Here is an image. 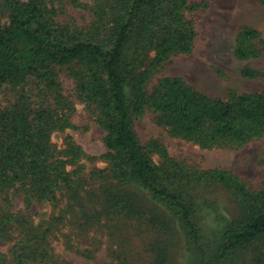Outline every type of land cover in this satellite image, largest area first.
<instances>
[{
	"label": "trees",
	"instance_id": "16d2710c",
	"mask_svg": "<svg viewBox=\"0 0 264 264\" xmlns=\"http://www.w3.org/2000/svg\"><path fill=\"white\" fill-rule=\"evenodd\" d=\"M92 2L94 19L88 27L79 28L57 21L54 0H0V20L6 19L0 24V90L31 79L38 96L51 97V102L41 101L35 109L26 107L20 97L15 105L0 111V197L6 200L23 191L38 201L58 203L66 198V211L77 210L88 222L102 214H128L130 198L125 190L134 188L183 225L187 240L201 251L206 264L194 221L197 208L190 202L192 195L183 190L190 188V182L181 184L149 159L132 120L151 111L171 135L202 148L219 142L242 144L264 132V92L221 99L171 78L160 80L149 91L147 84L158 67L171 56L192 50L195 31L185 13L193 6L188 0ZM260 3L264 7V0ZM255 34L243 30L239 44ZM246 51L254 54L240 47L235 52L245 57ZM64 67L74 81L77 98L93 109L104 131L107 153L101 158L109 163L108 175L96 171L88 179L81 166L75 165L88 158L81 148L67 141L69 138L63 148L52 142L54 132L70 126L58 79V71ZM193 177L206 184H225L231 187L232 196L237 192L250 205L245 217L231 220L222 231L216 259L230 260L237 251L259 243L258 264H264V188L249 194L218 170ZM92 178H101L99 185ZM140 209L133 206L135 211ZM5 210L0 204V234L13 229L19 237H45L52 231L34 233L29 216L13 217ZM141 214L160 224L159 236L163 230L170 233V237H157L151 245L159 255L153 264H169L165 254L176 246L172 222L157 210ZM20 243L18 251L23 254L39 247L34 239Z\"/></svg>",
	"mask_w": 264,
	"mask_h": 264
},
{
	"label": "rangeland",
	"instance_id": "374dc122",
	"mask_svg": "<svg viewBox=\"0 0 264 264\" xmlns=\"http://www.w3.org/2000/svg\"><path fill=\"white\" fill-rule=\"evenodd\" d=\"M188 2L190 7L193 6L185 13L195 31L192 50L187 54L173 55L158 67L147 89L150 91L160 80L171 78L179 79L207 96L221 99L264 92V7L260 0ZM92 4V0H54L53 6L58 11L57 21L86 28L94 19ZM5 21L3 18L0 24ZM245 29L254 30L256 34L239 44V37ZM237 47L251 49L254 54L246 51V56L240 57L235 52ZM58 79L61 95L67 101L65 111L70 126L54 132L52 142L63 148L69 138L67 141L81 148L88 158H81L75 165L81 166L88 179L96 171L108 175L109 163L101 158L107 153L103 143L104 131L96 122V114L77 98L74 81L65 67L58 71ZM37 93L31 79L23 85L4 87L0 90V111L15 105L20 97L30 109L38 108L41 101L51 102L48 94L38 96ZM132 128L154 164L171 177L175 176L181 184L190 182V188L183 190L192 195L190 202L197 208L194 221L200 233L204 263L258 264L261 259L259 243L237 251L230 260L216 259L223 243L222 231L231 220L245 217L250 205L237 192L232 196L231 187L199 182L193 175L218 170L233 178L249 194L262 190L264 132L242 144L219 142L202 148L171 135L156 122V114L151 111L133 118ZM100 180L92 178L97 185ZM125 192L130 198L128 214L112 217L102 214L99 219L88 222L80 218L77 210L66 211V198L58 203L38 201L23 191L10 194L6 200L1 196L0 204L7 209L5 212L13 217L18 214L29 216L28 225L34 227V233L48 228L52 231L45 237H19L13 229L0 234V264H153L159 255L151 245L157 237H170V233L163 230L159 236L160 224L152 222L148 214L143 216L141 213L145 210H157L172 222L176 246L165 254L169 264H203L201 251H196L187 240L183 225L172 221L146 193L134 188ZM133 206L141 209L135 211ZM22 239L38 240V250L25 254L19 252Z\"/></svg>",
	"mask_w": 264,
	"mask_h": 264
}]
</instances>
